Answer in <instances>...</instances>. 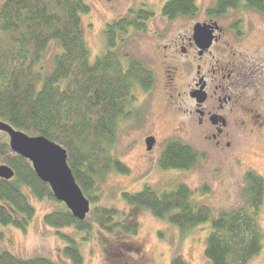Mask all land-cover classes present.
Here are the masks:
<instances>
[{
    "label": "trees",
    "instance_id": "1",
    "mask_svg": "<svg viewBox=\"0 0 264 264\" xmlns=\"http://www.w3.org/2000/svg\"><path fill=\"white\" fill-rule=\"evenodd\" d=\"M239 8L264 14V0H215L207 13L223 15ZM198 11L197 0H169L162 14L174 19ZM90 12L84 0H4L0 5V121L30 137L45 136L66 148L69 166L91 201L90 213L100 229L133 235L139 229L136 223L124 222V214L115 208L96 204L99 185L109 173H130L112 150L121 125L133 117L129 110L137 102L136 91H150V71L139 61L125 66L113 52L91 62L82 22ZM138 14L135 22L122 20L108 28V49L124 43L130 27L136 32L146 31L143 21L150 13ZM52 44L59 51L47 67L44 59ZM162 152L159 163L164 170H191L201 159L198 151L177 139L169 140ZM0 164L15 170L11 181L0 179V225L25 232L36 214L28 192L39 200H57L49 185L38 178L32 163L14 153L9 142H0ZM245 180V203L216 218L209 206L193 204L195 192L185 184L161 193L147 185L141 192H124L122 197L128 205L148 209L182 231L211 224L205 244V256L211 264H249L264 247L259 222L264 178L251 171ZM60 204L62 208L44 217L45 225L57 230L73 228L77 234H84L82 240H89L94 231L89 216L78 220ZM59 234L68 243L61 253L72 264H84L79 241ZM4 239L0 229V241ZM0 264L59 263L42 256L24 259L6 249L0 250ZM173 264L189 263L176 257Z\"/></svg>",
    "mask_w": 264,
    "mask_h": 264
},
{
    "label": "rangeland",
    "instance_id": "2",
    "mask_svg": "<svg viewBox=\"0 0 264 264\" xmlns=\"http://www.w3.org/2000/svg\"><path fill=\"white\" fill-rule=\"evenodd\" d=\"M84 1L91 7V12L82 18L84 39L91 52V62L106 50L108 43L104 30L112 17H125L132 5L153 10L157 16L149 23L147 32H130L117 50L121 56L139 59L152 68L157 75V84L151 92L136 91L137 102L129 110L133 111V117L121 125L114 143L112 153L125 164L130 173H109L99 185V202L96 204L117 209L119 214H124L121 217L124 222H134L139 229L133 235L120 231L110 234L100 229L90 213L88 216L94 224V231L89 240L85 241L82 240L84 234H77L73 228L57 230L46 226L43 219L47 213L57 211L63 205L58 200H39L28 192L36 214L25 232L17 227L0 225L5 234V239L0 241V250L7 249L24 259L42 256L50 257L59 264H72L61 253L68 243L61 238L60 232L79 241L84 264H173L176 257L189 264H211L205 256V244L211 224L182 231L177 226L158 219L148 209L128 205L122 194L141 192L147 185L161 193L185 184L195 192L193 204L209 206L216 218L221 212L236 210L245 203L243 190L248 172L254 171L264 177V151L251 136L245 138V143H242L241 150L236 155L227 150L208 148L197 139L196 129L169 109L164 91V83L169 74L163 69V56L156 49L163 41L155 36V32L177 34L182 32L186 23L180 21L169 24L161 18L163 5L168 0ZM3 2L4 0H0V5ZM214 2L215 0H197L201 10L199 16L205 15ZM227 16L230 19L244 18L248 23L253 22L255 30L252 31V36L258 39V44H264V15L239 8L229 12ZM253 48L247 44L246 50L240 51L259 57L261 54ZM251 49L250 54L248 51ZM57 51L59 49L56 44H52L44 59L45 66L52 65ZM150 136L155 138L156 145L149 152L146 140ZM175 136H179L181 141L199 152L201 159L193 169L181 172L160 168L162 151L169 140L177 139ZM1 141L9 142V138L0 131ZM259 222L264 233V205ZM249 264H264V247L261 255L252 259Z\"/></svg>",
    "mask_w": 264,
    "mask_h": 264
},
{
    "label": "flooded vegetation",
    "instance_id": "3",
    "mask_svg": "<svg viewBox=\"0 0 264 264\" xmlns=\"http://www.w3.org/2000/svg\"><path fill=\"white\" fill-rule=\"evenodd\" d=\"M234 10L237 9H231L223 15H208L205 12L200 17L199 7L194 15L174 19L161 13V18L166 23L183 21L186 26L177 34L155 32V36L163 41L156 49L163 56V69L169 74L164 83L165 101L169 109L196 129L200 143L213 150H227L236 155L247 136L254 137L264 151V44H258V39L252 36V31L255 30L253 22L248 23L244 18L230 19L227 16ZM247 10L264 15L250 8ZM140 11L150 13V17L143 21L147 32L149 23L157 17L155 12L132 5L125 17H112L107 23L104 30L106 41L110 26L122 20L135 22L139 19ZM198 26L203 28L207 37L205 41L196 38ZM132 31L135 30L130 27L128 34ZM122 43L119 42L112 50L108 49L107 44L101 55L117 53L127 67L130 61L142 63L150 71L151 92L157 84L155 71L139 59L121 56L117 50ZM247 44L261 55L254 57L243 53ZM250 51L252 49L248 53ZM175 137L180 140L179 136Z\"/></svg>",
    "mask_w": 264,
    "mask_h": 264
},
{
    "label": "water",
    "instance_id": "4",
    "mask_svg": "<svg viewBox=\"0 0 264 264\" xmlns=\"http://www.w3.org/2000/svg\"><path fill=\"white\" fill-rule=\"evenodd\" d=\"M203 28H196V38L206 40ZM0 131L9 138V147L14 153L26 158L32 163L33 169L43 183H47L52 189L55 200L62 202L73 216L85 221L91 212V201L80 188L72 168L68 163L66 148L50 141L45 136H28L25 132L17 130L8 123L0 121ZM147 150L156 145L155 138L150 136L146 140ZM15 176V170L9 165H0V179L11 181Z\"/></svg>",
    "mask_w": 264,
    "mask_h": 264
}]
</instances>
